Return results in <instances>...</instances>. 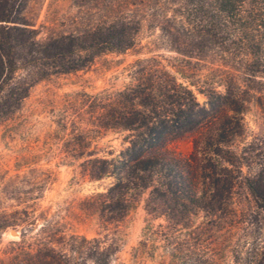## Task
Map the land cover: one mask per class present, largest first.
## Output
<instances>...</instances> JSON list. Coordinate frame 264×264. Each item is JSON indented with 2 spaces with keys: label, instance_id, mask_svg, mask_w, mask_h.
Here are the masks:
<instances>
[{
  "label": "rangeland",
  "instance_id": "1",
  "mask_svg": "<svg viewBox=\"0 0 264 264\" xmlns=\"http://www.w3.org/2000/svg\"><path fill=\"white\" fill-rule=\"evenodd\" d=\"M113 0H28L25 16L41 37L66 33L108 15ZM171 14V13H170ZM104 20L106 18L104 17ZM155 58L179 81H192L200 106L211 109L197 88L206 82L223 92L226 78L220 62L197 59L171 49L158 26L146 25L136 44L111 52L76 72L53 76L31 89L22 110L0 123V264L26 233L28 241L44 240V227L57 233L104 238L118 246L114 264H259L264 253V200L251 187L264 176V75L241 76V111L230 114L236 135L218 139L217 121L209 118L200 131L170 144L177 155L202 164L217 162L225 193L226 213L211 215L202 209L179 213L169 208L163 189L128 194L129 208L119 221H106L99 206L113 176L96 179L86 164L96 156L111 158L124 150L131 132L99 129L92 124L95 96L113 95L133 80L136 60ZM181 72H184L182 75ZM186 76V78L184 77ZM188 83V82H187ZM212 142V143H211ZM75 156V158L73 157ZM194 161V160H193ZM207 172V171H206ZM262 172V177H259ZM202 200L210 199L208 180L199 168ZM161 189V188H160ZM25 212V214H24ZM27 212V213H26ZM171 218H176L175 222ZM17 223V224H14ZM50 226V227H51ZM16 231L17 235H12ZM143 242L139 249V243ZM13 254V253H12Z\"/></svg>",
  "mask_w": 264,
  "mask_h": 264
},
{
  "label": "trees",
  "instance_id": "2",
  "mask_svg": "<svg viewBox=\"0 0 264 264\" xmlns=\"http://www.w3.org/2000/svg\"><path fill=\"white\" fill-rule=\"evenodd\" d=\"M113 2L108 15H100L95 24L41 37L25 16L28 0H0V123L22 110L31 89L41 81L85 70L101 55L128 50L136 44L144 26H158L171 49L188 57L220 62L226 77L221 82L224 90L218 92L208 82L197 88L211 106L204 109L197 101L193 87L198 86L194 82L179 81L151 58L136 60L131 65L133 81L128 86L113 95L95 96L92 124L99 129L121 128L131 132L129 145L119 154L87 161L92 177L110 175L115 179L100 194V214L106 221H119L129 208L128 194L152 188V194L163 189L164 203L169 208L176 207L180 214H192L197 208L220 217L228 210L224 195L231 193L232 183H222L224 173L218 170L217 163L221 157L219 150H212L217 162L195 165L196 158L193 161L177 155L170 144L200 131L209 118L216 119L218 125V139L211 142L212 146L236 135L229 115L241 111V76L253 79L264 75V0ZM199 168L208 180L210 199H201ZM251 191L264 200V176ZM4 226L0 225V230ZM50 226L44 227L43 241H28L23 233L21 241L14 243L12 256L3 262L114 264L118 250L115 242L64 231L57 233ZM142 244L141 241L137 249ZM259 264H264V253Z\"/></svg>",
  "mask_w": 264,
  "mask_h": 264
},
{
  "label": "water",
  "instance_id": "3",
  "mask_svg": "<svg viewBox=\"0 0 264 264\" xmlns=\"http://www.w3.org/2000/svg\"><path fill=\"white\" fill-rule=\"evenodd\" d=\"M12 235L16 236L17 232L16 231H12Z\"/></svg>",
  "mask_w": 264,
  "mask_h": 264
}]
</instances>
